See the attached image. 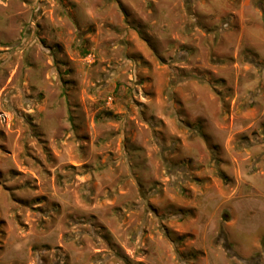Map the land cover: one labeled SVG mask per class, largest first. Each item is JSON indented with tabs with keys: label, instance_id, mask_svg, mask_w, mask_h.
Instances as JSON below:
<instances>
[{
	"label": "rangeland",
	"instance_id": "obj_1",
	"mask_svg": "<svg viewBox=\"0 0 264 264\" xmlns=\"http://www.w3.org/2000/svg\"><path fill=\"white\" fill-rule=\"evenodd\" d=\"M264 0H0V264H264Z\"/></svg>",
	"mask_w": 264,
	"mask_h": 264
},
{
	"label": "trees",
	"instance_id": "obj_2",
	"mask_svg": "<svg viewBox=\"0 0 264 264\" xmlns=\"http://www.w3.org/2000/svg\"><path fill=\"white\" fill-rule=\"evenodd\" d=\"M262 243L264 244V239H263V242Z\"/></svg>",
	"mask_w": 264,
	"mask_h": 264
}]
</instances>
